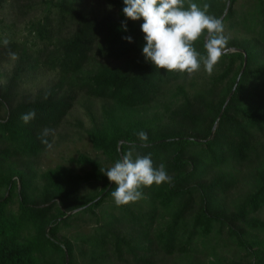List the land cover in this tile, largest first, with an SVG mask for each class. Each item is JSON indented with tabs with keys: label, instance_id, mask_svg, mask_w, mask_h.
Segmentation results:
<instances>
[{
	"label": "trees",
	"instance_id": "16d2710c",
	"mask_svg": "<svg viewBox=\"0 0 264 264\" xmlns=\"http://www.w3.org/2000/svg\"><path fill=\"white\" fill-rule=\"evenodd\" d=\"M102 1L110 11L0 0V64H11L0 73V264H264V0H230L227 53L211 75L201 65L191 76L146 62L143 19L125 32L123 0ZM190 2L221 18L228 0ZM6 8L27 18L21 40ZM204 43L194 42L201 55ZM78 99L91 152L40 170L43 130L55 132ZM132 146L171 183L117 207L103 173Z\"/></svg>",
	"mask_w": 264,
	"mask_h": 264
},
{
	"label": "clouds",
	"instance_id": "9594fccd",
	"mask_svg": "<svg viewBox=\"0 0 264 264\" xmlns=\"http://www.w3.org/2000/svg\"><path fill=\"white\" fill-rule=\"evenodd\" d=\"M123 4L122 11L126 17L122 21L123 30H128L129 20L136 22L143 19L140 26L145 41L142 54L145 61L157 71L165 69L168 73H187L191 76L203 65L204 71L211 75L214 66L228 51L229 37L224 34L223 19L209 15L210 5L207 3L201 7L190 2L187 8L184 7V0H123ZM201 37L205 41V55H201L194 47V42ZM123 39L132 42L131 36ZM8 43V40L3 41L5 46ZM9 56L12 60L18 59L14 52L10 51ZM35 115V110H32L23 114L21 120L27 124ZM50 133H54V130L44 129L41 134V143L47 149H51L52 144L44 137ZM139 139L146 141L147 134L141 131ZM133 156L134 146L103 173L116 185L111 196L117 207L143 199V187L171 183L163 163L154 166L150 154Z\"/></svg>",
	"mask_w": 264,
	"mask_h": 264
},
{
	"label": "rangeland",
	"instance_id": "374dc122",
	"mask_svg": "<svg viewBox=\"0 0 264 264\" xmlns=\"http://www.w3.org/2000/svg\"><path fill=\"white\" fill-rule=\"evenodd\" d=\"M88 1L89 5L93 4L96 11L101 13L110 11L102 0ZM1 15L4 17L3 19H5L6 24H14L13 31L15 32V37L21 40L26 34L25 25L27 18L19 16L15 10H9L8 8L2 11ZM10 67V62L0 64V73L6 74ZM51 77L49 73L39 76L33 83L29 82L28 86H26L33 93L40 85L46 84ZM94 109L98 111L97 107ZM89 124V119L86 116L81 99H78L62 124L55 130L51 142L52 148L46 149L37 159L39 169L44 170L55 166L57 163L62 162V159L73 155L77 151L91 152L87 146L84 134L85 130L90 126ZM260 217L264 218V210L260 213Z\"/></svg>",
	"mask_w": 264,
	"mask_h": 264
},
{
	"label": "water",
	"instance_id": "95a60500",
	"mask_svg": "<svg viewBox=\"0 0 264 264\" xmlns=\"http://www.w3.org/2000/svg\"><path fill=\"white\" fill-rule=\"evenodd\" d=\"M229 2H230V0H228L227 8L225 9V11H224V13H223V15H222V17H221L222 19L225 17V15H226V13H227ZM245 65H246V56L244 55L243 69H242L241 73L243 72V70H244V68H245ZM241 73H240V75H241ZM240 75H239V76H240ZM238 80H239V77H238V79H237V81H236V84H237ZM236 84H235V86L233 87V89H232L231 93L229 94V96L227 97L226 102L231 98V96H232V94H233V91H234V89H235V87H236ZM76 211H77V210L67 213V216L70 215V214L75 213Z\"/></svg>",
	"mask_w": 264,
	"mask_h": 264
}]
</instances>
